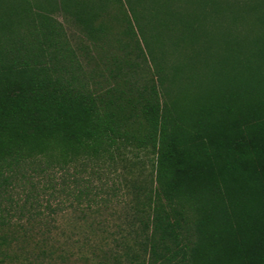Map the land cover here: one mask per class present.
I'll return each instance as SVG.
<instances>
[{
  "label": "trees",
  "instance_id": "1",
  "mask_svg": "<svg viewBox=\"0 0 264 264\" xmlns=\"http://www.w3.org/2000/svg\"><path fill=\"white\" fill-rule=\"evenodd\" d=\"M111 1L124 5L123 34L137 38L155 78L142 103L113 106L43 62L61 52L55 10L102 31L79 0H0V190L39 157L52 168L45 188L57 191L68 167L115 161L126 137L154 156L148 264H264V0ZM234 40L235 55L221 46ZM217 69L233 72L235 89L205 103Z\"/></svg>",
  "mask_w": 264,
  "mask_h": 264
},
{
  "label": "rangeland",
  "instance_id": "2",
  "mask_svg": "<svg viewBox=\"0 0 264 264\" xmlns=\"http://www.w3.org/2000/svg\"><path fill=\"white\" fill-rule=\"evenodd\" d=\"M79 2L84 8L81 16L102 31L91 34L74 15L55 10L50 17L61 52L45 53L43 62L54 63L57 75L73 78L72 84L113 106L142 103L155 78L150 62L140 55L137 38L123 34L129 20L124 5L111 0ZM221 46L235 55V40ZM175 60L167 56V65ZM210 60L213 63L215 57ZM209 86L210 95L201 89L205 103L235 89L233 72L211 71ZM188 93L184 106L193 108L198 96L193 97V87ZM128 141L119 138L113 162L86 158L68 167L65 173L71 179L57 191L45 188L52 172V168L45 172L47 159L20 164L12 187L0 190V264H148L144 248L150 230L144 229V222L150 211L145 193L154 177V156Z\"/></svg>",
  "mask_w": 264,
  "mask_h": 264
}]
</instances>
